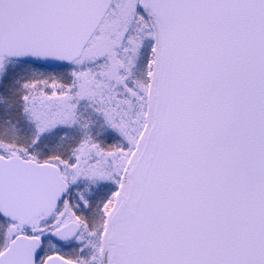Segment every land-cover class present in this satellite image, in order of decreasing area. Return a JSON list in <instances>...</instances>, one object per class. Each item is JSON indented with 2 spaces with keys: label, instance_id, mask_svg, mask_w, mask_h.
I'll list each match as a JSON object with an SVG mask.
<instances>
[{
  "label": "snow or ice",
  "instance_id": "snow-or-ice-1",
  "mask_svg": "<svg viewBox=\"0 0 264 264\" xmlns=\"http://www.w3.org/2000/svg\"><path fill=\"white\" fill-rule=\"evenodd\" d=\"M0 264H264V0H0Z\"/></svg>",
  "mask_w": 264,
  "mask_h": 264
}]
</instances>
